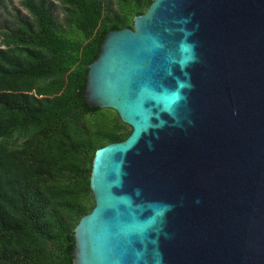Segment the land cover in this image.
Listing matches in <instances>:
<instances>
[{"label":"water","instance_id":"obj_1","mask_svg":"<svg viewBox=\"0 0 264 264\" xmlns=\"http://www.w3.org/2000/svg\"><path fill=\"white\" fill-rule=\"evenodd\" d=\"M85 96L132 131L96 152L75 264H264V0H153Z\"/></svg>","mask_w":264,"mask_h":264},{"label":"trees","instance_id":"obj_2","mask_svg":"<svg viewBox=\"0 0 264 264\" xmlns=\"http://www.w3.org/2000/svg\"><path fill=\"white\" fill-rule=\"evenodd\" d=\"M0 0V264H75V227L95 206L98 148L128 131L85 96L89 64L110 29L133 27L153 0Z\"/></svg>","mask_w":264,"mask_h":264},{"label":"rangeland","instance_id":"obj_3","mask_svg":"<svg viewBox=\"0 0 264 264\" xmlns=\"http://www.w3.org/2000/svg\"><path fill=\"white\" fill-rule=\"evenodd\" d=\"M52 1H54V3H55V14H56V17L58 19L60 29H62L63 32H65V34H70L72 27H69L66 20H65V17H66L65 6L61 3L60 0H52ZM20 12L22 14L28 13L27 9H25L22 6L20 0H11L8 4L7 8L4 10L3 17H4V19L12 20V18L15 15L19 14ZM0 30H1V27H0ZM2 40H3V35L0 33V45H3ZM127 130L131 131L132 127L128 126Z\"/></svg>","mask_w":264,"mask_h":264}]
</instances>
